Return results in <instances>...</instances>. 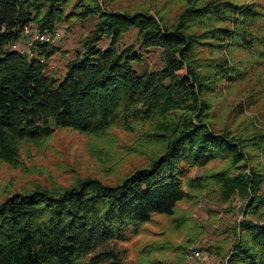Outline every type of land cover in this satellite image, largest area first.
<instances>
[{
    "label": "trees",
    "instance_id": "1",
    "mask_svg": "<svg viewBox=\"0 0 264 264\" xmlns=\"http://www.w3.org/2000/svg\"><path fill=\"white\" fill-rule=\"evenodd\" d=\"M185 3L171 19L105 0H0V162L15 166L23 143L41 145L61 128H144L153 146L113 182L79 177L0 192V264H130L121 245L206 182L224 199L244 196V215L264 208V128L250 119L219 126L213 103L241 81L250 91L229 117L264 101V71L255 74L264 69V2ZM92 18L59 72L47 68L56 43L15 47L25 27L52 33ZM235 50L247 59L233 58ZM217 160L224 165L190 176ZM231 229L229 250L214 264H264V218L244 216Z\"/></svg>",
    "mask_w": 264,
    "mask_h": 264
},
{
    "label": "rangeland",
    "instance_id": "2",
    "mask_svg": "<svg viewBox=\"0 0 264 264\" xmlns=\"http://www.w3.org/2000/svg\"><path fill=\"white\" fill-rule=\"evenodd\" d=\"M105 1L122 11L161 13L171 19L186 5L185 0ZM94 22L92 18L84 23L58 24L62 38L53 45L57 51L48 60V71H61L64 61L73 56L80 38L93 28ZM24 41L16 42L15 47L24 50ZM232 55L235 59H247L246 54L237 50ZM263 71L257 68L255 74ZM248 85L249 81L236 82L213 99L214 114L217 115L215 121L219 126L233 128L237 122L250 119L257 127L264 128V101L252 110H245L239 117H229L232 107L249 93ZM110 131L104 135H90L61 128L56 129L41 145L23 143L15 166L0 162V192L18 190L36 182L68 185L79 177H96L104 182H113L143 163L153 150L144 128L135 132L118 128ZM223 165L224 162L217 160L206 167L194 168L190 176L199 177L201 173L208 174ZM206 183L203 189L193 187L191 197L179 203L173 215H156L138 236L121 245L128 249L130 264H153L156 259L166 264H186V255L193 248L202 251L194 264H214L229 250L234 238L231 229L234 222L244 216L264 218V208L256 209V214L244 215L247 201L241 194L234 193L224 199L214 187V181ZM163 246L165 249L156 248Z\"/></svg>",
    "mask_w": 264,
    "mask_h": 264
},
{
    "label": "built area",
    "instance_id": "3",
    "mask_svg": "<svg viewBox=\"0 0 264 264\" xmlns=\"http://www.w3.org/2000/svg\"><path fill=\"white\" fill-rule=\"evenodd\" d=\"M23 34L26 38L25 46H31L34 41L41 43H57L61 40L62 35L59 29H55L52 33L47 32H37V31H29L28 28L23 29ZM202 255V251L198 248H193L189 251V254L186 255V264H194L197 262Z\"/></svg>",
    "mask_w": 264,
    "mask_h": 264
}]
</instances>
